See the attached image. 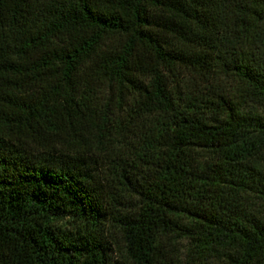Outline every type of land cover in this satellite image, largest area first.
I'll list each match as a JSON object with an SVG mask.
<instances>
[{
	"label": "trees",
	"instance_id": "1",
	"mask_svg": "<svg viewBox=\"0 0 264 264\" xmlns=\"http://www.w3.org/2000/svg\"><path fill=\"white\" fill-rule=\"evenodd\" d=\"M0 264H264V0H0Z\"/></svg>",
	"mask_w": 264,
	"mask_h": 264
}]
</instances>
